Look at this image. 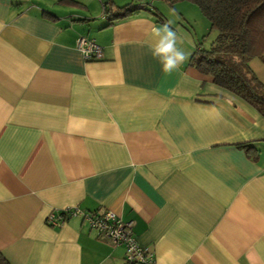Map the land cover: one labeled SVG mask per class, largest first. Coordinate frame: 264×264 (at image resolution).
I'll use <instances>...</instances> for the list:
<instances>
[{"label":"crops","instance_id":"obj_1","mask_svg":"<svg viewBox=\"0 0 264 264\" xmlns=\"http://www.w3.org/2000/svg\"><path fill=\"white\" fill-rule=\"evenodd\" d=\"M61 1L0 0V253L123 264L82 217L46 224L77 208L132 221L154 264H264V116L189 63L216 37L209 22L187 2L108 0L139 7L110 21L98 0ZM169 22L188 58L165 76L152 29ZM81 37L100 60L83 59ZM249 66L264 83V63Z\"/></svg>","mask_w":264,"mask_h":264},{"label":"trees","instance_id":"obj_2","mask_svg":"<svg viewBox=\"0 0 264 264\" xmlns=\"http://www.w3.org/2000/svg\"><path fill=\"white\" fill-rule=\"evenodd\" d=\"M157 1L171 7L187 2L199 10L216 37L208 48L203 46L204 37L198 39L189 63L201 75L210 77L217 87L238 96L264 116V83L249 66L256 58L264 63V0ZM61 2L74 4L67 0ZM137 10L139 7L135 4L115 9L108 2L104 14L113 21L132 16ZM153 15L160 19L157 13ZM236 147L251 156L257 153L248 143ZM0 264H9L1 253Z\"/></svg>","mask_w":264,"mask_h":264},{"label":"built area","instance_id":"obj_3","mask_svg":"<svg viewBox=\"0 0 264 264\" xmlns=\"http://www.w3.org/2000/svg\"><path fill=\"white\" fill-rule=\"evenodd\" d=\"M105 12L108 0H98ZM110 17L109 15H105ZM77 48L85 61H97L102 58V48L95 41L81 37L77 40ZM88 53L86 56L85 53ZM82 217L89 229L108 240L114 246L124 249L123 264H154V255L147 247L140 245L133 233L134 223L123 221L111 211L82 212L77 208L55 211L48 215L46 224L61 226L69 218Z\"/></svg>","mask_w":264,"mask_h":264},{"label":"clouds","instance_id":"obj_4","mask_svg":"<svg viewBox=\"0 0 264 264\" xmlns=\"http://www.w3.org/2000/svg\"><path fill=\"white\" fill-rule=\"evenodd\" d=\"M171 22L162 27L152 29L157 41L152 48V56L161 64V71L165 76H170L180 70L181 65L187 60L185 52L177 47L178 32L170 27ZM87 56L88 53L86 52Z\"/></svg>","mask_w":264,"mask_h":264},{"label":"rangeland","instance_id":"obj_5","mask_svg":"<svg viewBox=\"0 0 264 264\" xmlns=\"http://www.w3.org/2000/svg\"><path fill=\"white\" fill-rule=\"evenodd\" d=\"M186 5H189L190 7H192V9H194V11H197L196 10V8L194 7V6H192L191 4H186ZM180 10H182L181 9V7L177 10V11H179V12H181ZM178 12V15L180 14ZM187 12V11H186ZM170 13H174V12H172V10H170ZM193 13V12H192ZM192 13H191V11L190 12H187V14L188 15H191L192 16ZM198 13V12H197ZM197 13H193L194 15H196L197 16ZM199 14V13H198ZM174 15V14H173ZM200 15V14H199ZM199 15H198V18H201V17H199ZM190 16V18L192 19V17ZM194 19L196 18V17H193ZM193 20V19H192ZM205 21V20H204ZM203 23H205V22H203V20L201 21V20H199V19H195V25H204ZM213 34H214V32H213ZM213 34H210L207 38H206V40H211L213 37H214V35ZM207 42V41H206ZM255 69V67L253 68V70Z\"/></svg>","mask_w":264,"mask_h":264}]
</instances>
